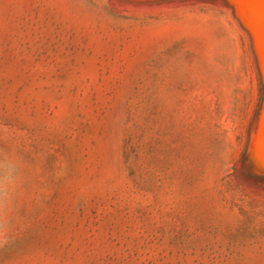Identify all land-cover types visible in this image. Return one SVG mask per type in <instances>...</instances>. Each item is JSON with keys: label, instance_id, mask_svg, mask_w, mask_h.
<instances>
[{"label": "rangeland", "instance_id": "rangeland-1", "mask_svg": "<svg viewBox=\"0 0 264 264\" xmlns=\"http://www.w3.org/2000/svg\"><path fill=\"white\" fill-rule=\"evenodd\" d=\"M261 25L264 0H0V264H264Z\"/></svg>", "mask_w": 264, "mask_h": 264}, {"label": "bare ground", "instance_id": "bare-ground-1", "mask_svg": "<svg viewBox=\"0 0 264 264\" xmlns=\"http://www.w3.org/2000/svg\"><path fill=\"white\" fill-rule=\"evenodd\" d=\"M255 25L258 26L257 24H255ZM257 31H258V35H259L260 38H261V36L264 35V26L261 25V26L257 27Z\"/></svg>", "mask_w": 264, "mask_h": 264}]
</instances>
